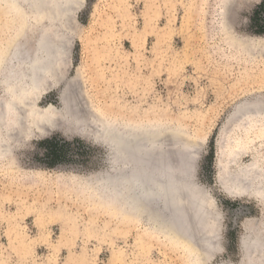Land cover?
<instances>
[{
	"label": "rangeland",
	"instance_id": "1",
	"mask_svg": "<svg viewBox=\"0 0 264 264\" xmlns=\"http://www.w3.org/2000/svg\"><path fill=\"white\" fill-rule=\"evenodd\" d=\"M45 1L41 8L50 9L0 0V79L21 64L28 68L46 50L52 59L58 44L53 60H63L50 66L58 65L59 76L56 69L52 77L43 73L29 95L37 94L40 110L55 107L58 126L35 132L29 112L23 136L0 129L7 144L0 149V264H246L241 241L250 233L264 238V200L233 197L217 179L229 186L245 165L264 162L258 108L264 106V47L239 43L264 39V0H232L230 7L227 0ZM54 4L69 9L56 16ZM43 40L54 43L50 51ZM65 94L74 97L65 103ZM87 103L118 125L167 127L166 152L183 163V172L189 169L191 201L199 196L205 202L203 192L207 204L198 202L197 210L207 207L215 217L210 226L204 219L201 229L206 236L214 230L209 252L198 255L194 243L168 239L101 184L105 174L116 176L111 152L101 142L62 132L90 128ZM76 109L85 119L74 117ZM90 124L104 127L99 120ZM236 144L245 152L231 162ZM219 154H225L221 161ZM179 202L187 215L193 203ZM184 215V227L198 233L197 216L193 222Z\"/></svg>",
	"mask_w": 264,
	"mask_h": 264
},
{
	"label": "bare ground",
	"instance_id": "2",
	"mask_svg": "<svg viewBox=\"0 0 264 264\" xmlns=\"http://www.w3.org/2000/svg\"><path fill=\"white\" fill-rule=\"evenodd\" d=\"M30 1L31 3L33 2L37 10H40L43 3L46 2L45 0H30ZM227 1L230 4L229 5L230 7L232 4V0H227ZM66 3H69V0H67ZM45 4H48V3H45ZM63 6L64 4H61V6L54 4L53 6H51L53 7L51 8V10L56 12L55 13L56 16L57 15L63 16V14H66V9L68 8L66 6V9L65 8L62 9L61 7ZM47 7L48 9H50L48 5L47 6L44 5V8L42 7L43 9L41 8V10H44V9L47 10L46 9ZM54 12H52V14H54ZM239 43L245 49H249L250 47L261 49L264 47V39L257 41V42H250L247 39H244L243 41H240ZM53 44L51 45L54 46ZM40 45L45 50L49 48V46L52 47L51 45L47 44L46 40H43ZM58 45H56L57 48L59 47ZM56 46H54L51 51H50L51 48H49V51L51 52V54L54 53L53 49L56 50L55 53L57 52L58 49L56 48ZM55 53L54 55H52L53 58L51 59L50 53L47 52L46 50L45 54H43V57L37 58L35 61L31 62V65H27L28 68H25L21 64L20 65L21 68L16 74L14 75L10 74L8 76L5 75V76H2L3 79L2 78L0 79V86H1V91H2L0 95V129H2L4 132H7V130H9L8 133H10L11 135L17 133L18 136H23V134H25V131H26L24 127L26 126V122H27L26 120H27V116L29 112H30V115L32 112V115H31L32 119L30 120L31 121L30 126L33 127L35 132L43 133V130L46 128L52 129V128H55L56 125L58 126L57 124L58 116H56L57 115L56 112L54 114V111H57V110L53 111L52 110L53 107H49L46 110H40L35 104V102L38 101V98H35L37 97V94L35 97L33 96L29 97L31 88L40 87L38 86L39 84L38 82L39 80H42V77L45 75L43 73L47 74V72L49 73L52 72L53 74H50L52 77V75L54 76V72L57 74V72L54 71V69H56L57 71H59L56 76H59L60 69L58 68V65L56 64L55 67H52V69L54 68L53 69L54 72L51 70V67H50L53 61H56V60H53L57 58ZM60 59L62 58L59 57L56 62L62 61L61 63H63V60H60ZM4 67H5V62L3 60H0V74L1 75H4V72H3ZM61 72H62V69H61ZM40 85H43V84L40 83ZM77 85L75 87H77ZM29 86H30V89H29ZM68 93H69V90H68ZM72 96H68V97L72 99ZM68 97H66V94H65V103L66 101H68L69 99ZM71 99H70V103H71ZM72 104H70V106ZM80 105L81 104H79L78 107ZM87 105H88V108L90 109V115L94 118V120L89 118L90 123L91 121H95V120L102 121L104 122L103 129L97 128L93 124H90L89 122L86 121L87 125L90 126V128L86 129V131L79 130L78 128L74 127V129L63 130L62 132L65 135L77 134L82 138L91 139L92 141H95V142H101L108 148L109 152H111L110 158L115 165L114 170H112V173L115 174L116 176L113 177V176H109L105 174V176H103L101 179L102 181L101 184L104 185V187H111L112 190L117 192V195L120 197L121 204L123 206L132 208V211L136 215L146 217V219L149 222L153 223L155 229L159 231L160 233H162L164 236H166L168 239L177 241L182 245L188 244L187 246H190L189 243H194L196 245V249L199 251L197 253L198 255L202 254L203 252H207L210 249L208 245L210 243L209 240L214 238V235L213 236H209V235L211 234V232H214V230L213 231L210 230L211 232L209 231L210 232V233L208 232L209 234L206 233L207 236L204 237L203 241L205 242H203L201 239L202 236H197L198 233L195 234L193 233V231L191 232L192 228L190 225L187 224V227H184L187 220L183 219L184 213L182 212L181 208L184 207L185 202L180 203L179 201H186L188 204L190 203V205L191 203H193V206H191V210H188L190 208L187 209V212L188 211L192 212L193 209L194 211L197 210L198 208L197 203L202 200H198L201 198V197L199 198L198 196V199H196L197 200L196 202H193V201L188 202L189 198L192 199L190 196L192 186L190 185L191 178L189 175H186L185 170L189 171V169H185L183 172L182 170L183 163L180 161L176 163L175 162L176 158L171 157L170 154H168V151L166 152V146L168 144L166 142L169 141V138H167L166 140L165 138L168 135H164V134H167L165 133L167 127L164 126L163 128H161L162 129L161 130V129L152 127L151 125H147L142 128L139 127L140 129L137 130L135 128L136 126L135 124L131 126H129V124L118 125L112 121L105 120L104 116L99 111L94 109L91 104L89 105L87 103ZM70 106H68L67 104L68 109ZM74 107L72 108L73 110H68V111H71L72 115H73ZM258 108H259V111H261V113L264 114V106L258 107ZM77 109L75 110V112L76 111L78 112V110L81 111V109H78V110ZM252 109H254V107ZM49 110H52V111H49ZM66 111L65 113H68ZM244 111L247 112L246 109ZM249 111L250 112L249 113L247 112V113L251 114L252 110H250V108H249ZM79 112L77 113V116H75L76 114H74V117L84 118V116L83 117L78 116ZM82 113L84 114L85 112L83 111ZM59 120L61 122L60 118ZM72 122L77 123L78 120H74ZM261 125L264 126V123L262 122ZM161 133H163L162 134L163 138H161ZM163 142L165 145L163 148H160V145H163L162 144ZM6 146L7 144L5 143L4 140L0 141V149L6 150ZM244 152H245L244 147L241 146L240 144H236L234 149L231 152L232 154L230 156L228 155L227 156L231 162H234L235 159ZM224 156L225 154H219L220 161L223 159ZM180 158L181 159L187 158V154H185L184 152L180 153ZM157 159L160 161L157 164H155L154 160H157ZM228 180H229V186L225 185L224 181H222L221 178H218L217 182L229 195L233 197L254 195L257 198L264 200V162L262 164H259V162L256 161V162L247 164L242 169L240 174L238 175L234 174ZM187 196H189L188 199H187ZM201 196L203 200L205 199V202L202 201L200 204L202 203L207 204L206 197H204L205 196L204 193L203 195L201 194ZM192 197L194 198L195 195ZM205 212H206V209H205ZM206 215L209 217V220L207 219L208 217L207 218L204 217V219L207 220V221L205 220L206 223L203 221L205 225H209L208 223H214L213 220L215 219V217L212 215V212L211 211L206 212ZM214 215H217V214L214 213ZM185 217L187 218L189 217L191 219L192 216H187L185 214L184 218ZM196 220H198V218L195 219V222ZM191 221H193V218L191 219ZM249 225L250 224L246 223V225L244 226V228L246 229L248 233L253 231L251 230V226ZM183 227L185 228L186 233L184 232ZM250 234L246 237H243L241 241V248H242L243 254H245V256L247 257L246 264H253L254 263L253 259H256L257 257H258L257 263L264 264V238H262L260 234L258 233L253 236H250ZM201 242L205 244H202ZM211 242L213 243L214 240L213 241L211 240ZM194 244L192 245L194 246Z\"/></svg>",
	"mask_w": 264,
	"mask_h": 264
},
{
	"label": "water",
	"instance_id": "3",
	"mask_svg": "<svg viewBox=\"0 0 264 264\" xmlns=\"http://www.w3.org/2000/svg\"><path fill=\"white\" fill-rule=\"evenodd\" d=\"M191 183H192V181L190 180V185H191ZM193 184V183H192ZM192 186V185H191ZM193 187H196L195 185H193ZM199 190H200V188H199ZM202 195H203V193H202ZM189 198V196H187V199ZM186 200V199H185ZM191 201V199L189 198L188 199V202H190ZM190 204V203H189ZM206 208V212H208L207 211V207H205ZM187 212V211H186ZM206 212H205V210L204 209H202L201 208V210H196V212H194V209H193V211L192 212H187V216H192V214L193 215H195V216H197L198 217V220H197V224H198V227H200V230H199V232L201 233V234H199L200 236H202V241H203V239H204V237H206V235L205 234H203V231L201 230L202 229V224H203V221H204V216L206 215ZM186 214V213H185ZM197 217H196V219H197ZM202 219V220H201ZM189 229V228H188ZM198 232V233H199ZM211 235V234H210ZM203 242H205V241H203ZM253 264H258L257 262H258V257L256 258V259H253Z\"/></svg>",
	"mask_w": 264,
	"mask_h": 264
}]
</instances>
